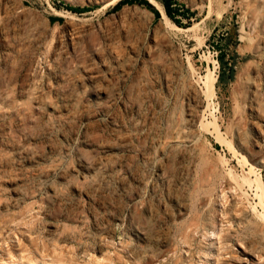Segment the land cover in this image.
Returning a JSON list of instances; mask_svg holds the SVG:
<instances>
[{"label":"rangeland","instance_id":"1","mask_svg":"<svg viewBox=\"0 0 264 264\" xmlns=\"http://www.w3.org/2000/svg\"><path fill=\"white\" fill-rule=\"evenodd\" d=\"M116 1L0 0V264H264V0Z\"/></svg>","mask_w":264,"mask_h":264},{"label":"trees","instance_id":"2","mask_svg":"<svg viewBox=\"0 0 264 264\" xmlns=\"http://www.w3.org/2000/svg\"><path fill=\"white\" fill-rule=\"evenodd\" d=\"M161 3L163 4L165 11L167 15L179 26L181 27H188L190 26V23H183L181 17H186V18H191L194 14V12H191L189 9L186 11H181L180 9L173 8V2L172 0H160ZM125 4H139L147 7L151 11L155 13L157 18L161 17V12L159 9H157L151 2L150 0H120L114 7L115 10L121 8ZM67 9L73 11V12H83L85 10H81L80 8L77 7H68ZM56 20H61L60 17L56 18ZM223 59V56L221 57V60ZM224 64V63H223ZM218 146V145H217Z\"/></svg>","mask_w":264,"mask_h":264},{"label":"bare ground","instance_id":"3","mask_svg":"<svg viewBox=\"0 0 264 264\" xmlns=\"http://www.w3.org/2000/svg\"><path fill=\"white\" fill-rule=\"evenodd\" d=\"M118 2V0L115 2V4ZM3 13V12H2ZM163 14V13H162ZM166 14V13H165ZM65 16H67L66 18L68 19V20H72V21H78V20H76L73 16H69V15H65ZM165 18V17H164ZM81 21V20H80ZM164 21V20H163ZM166 22V21H165ZM72 23V22H71ZM78 23V22H77ZM75 29V28H74ZM158 57H159V55H158ZM145 60V59H144ZM142 65H143V62L141 63ZM164 64V63H163ZM134 65V64H133ZM138 66V65H137ZM163 67V66H162ZM146 68V67H145ZM156 69V68H155ZM146 70V69H145ZM145 70H144V72H145ZM137 71V70H136ZM142 72V71H141ZM172 72V71H171ZM133 73H135V72H133ZM148 74V73H147ZM171 75H172V73H170V77H171ZM134 76H135V74H134ZM148 77V76H147ZM167 77V76H166ZM213 77V76H212ZM133 78H135V77H133ZM150 78V77H149ZM148 78V79H149ZM217 78V77H216ZM166 79V78H165ZM172 79V78H171ZM213 79H215V78H213ZM171 81V80H170ZM125 82H126V80H125ZM133 82H134V80H133ZM214 82V81H213ZM143 84V83H142ZM152 84H154V83H152ZM145 85V84H144ZM135 86V85H134ZM205 86H206V88L207 89H209L210 87H211V83L209 82V81H207L206 83H205ZM128 88H129V86H128ZM216 88V87H215ZM116 89V88H115ZM131 89V88H130ZM138 89V88H137ZM152 91V90H151ZM139 92H140V90H139ZM127 94V93H126ZM201 94V91H200V89L198 88V87H196V86H192L191 88H190V90L188 91V98H189V100H192V101H194V102H196L197 104H199V96H201L200 95ZM144 95V94H143ZM152 95H154L153 94V92H152ZM103 96V95H102ZM130 96V95H129ZM133 98H134V96H133ZM154 98V97H153ZM135 99V98H134ZM147 99V98H146ZM135 100H137V99H135ZM143 100V99H142ZM154 100V99H153ZM128 102V101H127ZM141 103V102H140ZM145 102H143V104H144ZM119 104V103H118ZM122 104V103H121ZM131 104V103H130ZM149 104H151L150 102H149ZM135 106H136V104H134ZM142 105V104H141ZM140 105V106H141ZM151 105H153V104H151ZM150 105V106H151ZM115 106V105H114ZM132 106V105H131ZM138 106V105H137ZM199 106V105H198ZM152 107V106H151ZM160 107V106H159ZM110 108V107H109ZM114 108V107H113ZM118 108V107H117ZM138 108V107H137ZM140 108V107H139ZM116 109V108H115ZM165 109V108H164ZM120 110V109H119ZM126 110V109H125ZM115 111V110H114ZM121 111V110H120ZM151 112V111H150ZM156 112V111H155ZM117 113V112H116ZM139 113V112H138ZM152 113V112H151ZM168 113V112H167ZM152 115V114H151ZM110 116H111V114H110ZM140 116V115H139ZM114 117V116H113ZM123 117V116H122ZM149 117V116H148ZM195 117H196V120L197 119H199V117H200V111L198 110H196V113H195ZM111 118V117H110ZM116 118V117H115ZM150 119H151V117H150ZM157 119V118H156ZM115 120V119H114ZM120 120H122V119H120ZM119 120V121H120ZM132 120V119H131ZM144 120V119H143ZM159 120V119H158ZM133 121V120H132ZM139 121V120H138ZM147 121V120H146ZM156 121V120H155ZM126 122V121H125ZM158 122V121H157ZM126 125V124H125ZM133 125V124H132ZM161 125V124H160ZM160 125H158V126H160ZM121 126H123V125H121ZM136 128V127H135ZM158 130V129H157ZM98 131V130H97ZM94 132H95V130H94ZM149 132V131H148ZM87 133H88V131H87ZM86 133V134H87ZM100 134V132H95V134H94V136L95 135H97V134ZM93 134L91 133V136L93 137ZM104 134V133H103ZM118 134V133H117ZM145 134V133H144ZM100 135H102V134H100ZM100 135H99V138H100ZM86 136H88V135H86ZM103 136V135H102ZM97 137H98V135H97ZM104 137H105V135H104ZM104 137H102V138H104ZM107 137V136H106ZM109 137V136H108ZM117 137V136H116ZM129 137V136H128ZM139 137V136H138ZM137 137V138H138ZM99 138L98 139H96V141L95 140H93V139H95V138H92V141H95V142H100V140H99ZM110 138H112V137H110ZM140 138V137H139ZM138 138V139H139ZM101 139V138H100ZM106 139V138H105ZM99 140V141H98ZM129 140V139H128ZM131 140V139H130ZM140 140V139H139ZM153 140V139H152ZM143 141H144V139H143ZM143 141H142V143H143ZM147 141H148V139H147ZM164 141V140H163ZM133 142V141H132ZM141 142V141H140ZM106 143V142H105ZM108 143H109V141H108ZM112 143V142H111ZM116 143V142H115ZM147 143V142H146ZM90 144V143H89ZM93 144V143H92ZM91 144V145H92ZM139 145H140V143H139ZM142 145H144V143L142 144ZM146 145V144H145ZM144 145V146H145ZM106 150V149H105ZM108 150V149H107ZM107 150H106V152H107ZM122 150H125V148H123ZM134 150V149H133ZM100 151V150H99ZM104 152V151H103ZM100 153V152H99ZM111 155V154H110ZM135 155V154H134ZM134 155H131V156H134ZM130 156V155H129ZM141 156V155H140ZM151 156V155H150ZM135 157V156H134ZM133 158V157H132ZM133 160V159H132ZM112 161V160H111ZM115 161V160H114ZM134 161V160H133ZM126 162V161H125ZM124 162V163H125ZM118 163V162H117ZM116 163V164H117ZM128 163V162H127ZM129 165H131L132 163H128ZM120 165H121V163H120ZM119 165V166H120ZM126 166L127 168H129L130 166ZM132 167V166H131ZM126 168V169H127ZM262 194V193H261ZM154 236V235H153Z\"/></svg>","mask_w":264,"mask_h":264},{"label":"crops","instance_id":"4","mask_svg":"<svg viewBox=\"0 0 264 264\" xmlns=\"http://www.w3.org/2000/svg\"><path fill=\"white\" fill-rule=\"evenodd\" d=\"M118 2H119V1H118ZM118 2H117V3H118ZM117 3H116V4H117ZM116 4H114L113 6L115 7ZM114 7H113V8H114Z\"/></svg>","mask_w":264,"mask_h":264},{"label":"water","instance_id":"5","mask_svg":"<svg viewBox=\"0 0 264 264\" xmlns=\"http://www.w3.org/2000/svg\"><path fill=\"white\" fill-rule=\"evenodd\" d=\"M151 2V1H150ZM152 3V2H151ZM157 8V7H156ZM158 9V8H157ZM161 12V11H160Z\"/></svg>","mask_w":264,"mask_h":264}]
</instances>
